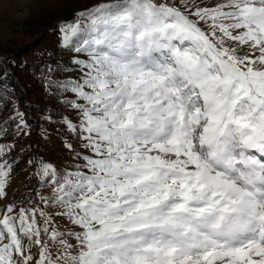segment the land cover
<instances>
[{
  "label": "snow or ice",
  "instance_id": "1",
  "mask_svg": "<svg viewBox=\"0 0 264 264\" xmlns=\"http://www.w3.org/2000/svg\"><path fill=\"white\" fill-rule=\"evenodd\" d=\"M183 9L112 0L59 24L87 57L55 84L75 96L63 123L91 155L36 175L79 230L7 205L0 264H264V0ZM11 172L0 161V200Z\"/></svg>",
  "mask_w": 264,
  "mask_h": 264
},
{
  "label": "rangeland",
  "instance_id": "2",
  "mask_svg": "<svg viewBox=\"0 0 264 264\" xmlns=\"http://www.w3.org/2000/svg\"><path fill=\"white\" fill-rule=\"evenodd\" d=\"M111 2L112 0H0V56H8L16 46L34 43L41 45V55L44 56L46 50L61 47V33L58 27L61 22L75 20L77 12L88 10L99 3ZM157 2L174 4L184 10L183 0ZM218 2L220 0H196L201 7H211ZM74 59L87 57L77 56ZM73 60L70 61L73 68L72 77L78 80L81 73L72 63ZM67 118L79 124L78 113L73 109ZM37 124L39 129L27 128L22 132L19 149L24 157L23 165L13 180L10 179L6 188L7 196L0 200V209L7 205H14L16 211L21 208H42L52 215L53 226L59 231H78L79 229H75L66 218L57 215L62 209L48 208L41 203L40 196L50 197L53 194V186L42 185L36 173L41 160L54 165L61 174L65 171H75V165H82L84 161L77 157L73 160L76 164L71 165L68 157L60 155L55 128L47 126L45 122ZM83 145L84 141L77 152L81 155H91ZM31 199L36 200L38 205ZM71 242L75 243L74 240ZM32 252L38 256L36 247H33Z\"/></svg>",
  "mask_w": 264,
  "mask_h": 264
},
{
  "label": "trees",
  "instance_id": "3",
  "mask_svg": "<svg viewBox=\"0 0 264 264\" xmlns=\"http://www.w3.org/2000/svg\"><path fill=\"white\" fill-rule=\"evenodd\" d=\"M40 48L39 43L16 46L8 56H0V146H9L1 161L12 165L11 180L23 165L19 147L25 129L37 130L36 124L42 122L55 128L60 155L68 157L71 165L76 164L73 160L82 144L63 124L72 109L63 101L75 96L62 92L55 84L76 80L70 61L84 55L57 47L42 56Z\"/></svg>",
  "mask_w": 264,
  "mask_h": 264
},
{
  "label": "water",
  "instance_id": "4",
  "mask_svg": "<svg viewBox=\"0 0 264 264\" xmlns=\"http://www.w3.org/2000/svg\"><path fill=\"white\" fill-rule=\"evenodd\" d=\"M37 127H38V124H37Z\"/></svg>",
  "mask_w": 264,
  "mask_h": 264
}]
</instances>
